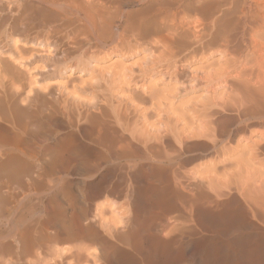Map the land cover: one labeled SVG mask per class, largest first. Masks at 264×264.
Returning a JSON list of instances; mask_svg holds the SVG:
<instances>
[{
	"label": "bare ground",
	"instance_id": "bare-ground-1",
	"mask_svg": "<svg viewBox=\"0 0 264 264\" xmlns=\"http://www.w3.org/2000/svg\"><path fill=\"white\" fill-rule=\"evenodd\" d=\"M36 1L47 6L46 8L44 7L46 15L42 14L40 18H31L29 17L30 13L26 9L22 10L24 5L29 3V0H0V5L12 14L9 32L13 35L20 31L22 42H36L45 47L53 45L55 48L56 44L66 42L69 48L63 49L62 54H64L65 59H62L64 62L62 66L52 65V68L41 66L40 75L31 74L33 76L32 79L34 75L36 78L32 81L27 80V82L29 81L28 85L26 83H17L20 78L23 79L19 70H24L27 73V69H22L18 66L19 70H17L19 73H16L17 71L15 72L13 69H16L14 67L15 64L14 66L12 65L13 67H10V64L7 65L8 63L4 64L6 65L5 67L0 66V72L4 73V75H0V128L3 131L2 128L4 129V127L2 124H5L6 126L8 125L7 129L11 128L15 131L12 136L8 133L10 130L7 131L8 135L0 134V157L6 156V159L0 162V169L5 171L11 168L10 172L14 173L15 171L12 168L22 164V156L25 155V150L22 146L25 143H22V138L26 139L27 137H22L21 129L23 128L26 131L32 128L31 126L29 127L30 123H24L23 119L25 116L27 117L25 120L28 117H30L29 119L32 118L31 120H35L32 132L30 131L31 134L29 133L30 137L28 140L31 141L32 139H39L41 134L46 132L47 129L49 131V127L53 123H57L53 122L51 124V121H45L46 116L51 119L52 116H58L62 118L59 121V124L61 123L59 125L61 131L63 129L66 131L74 130V128L84 131L85 135L82 134L87 138L86 152L88 150L87 154L86 152L84 154L87 155V160L84 163L91 173L96 174L98 171H102V175L98 172L101 176L100 178L98 177L97 181L95 180V185H102L104 182L108 183L110 186L108 191L111 192H116L118 187L124 188V190H121V194L128 198V202L123 201V204L117 202L119 206L122 204L123 207L125 206L124 209L130 210L131 208L132 211L134 204L133 207L132 205L130 208L128 206L139 202L141 206L148 204L151 210L153 206L151 207L148 200L152 198V194L147 193L151 197L149 198L147 195L149 198L147 199V196L143 194L145 192L137 193L135 189L137 186H133L140 185L142 188L147 186V189H145L148 190V185L152 186L153 184L151 183H155V181L158 183L163 182V185H166L170 190L168 193L171 192V198L169 201H166L169 198L163 199L164 202L166 201V203L163 202V205L159 202L161 205L154 206L159 208V210L154 211L157 212L156 215L151 211L154 215L153 217H155V219H152L153 222L149 219L152 215L149 216L143 206L145 209L141 213L144 215V212H146L145 215L148 214V219L151 222V226L148 228L150 232L147 230L151 234L146 231L144 234L147 233L146 237L147 235H153L156 238H163V240L168 238L171 241H166V243L178 244L177 246L180 248H176V250L173 245V249L177 251V255L181 258L178 261L180 264H203V262L206 264H264V0H195L193 4L187 3L185 0H144L148 5H145L146 7L143 11L140 10L141 13L137 14V17L132 16V12L124 7L125 0ZM32 2L34 3V1ZM22 14L25 17H29L31 21H24V17H21ZM11 44L17 45L19 43L14 44L11 40ZM137 47L142 48L146 52L142 56V60L144 59L148 62L145 63V68H142L143 62V65L140 64L142 69L147 70H142L144 74L139 77H135V74V76H132L133 73L131 72L132 75L126 74L124 78H121L123 72L118 75L115 73L116 71H112L114 68L105 72L103 70L102 74H100L101 72H98L100 70H97V64L92 62L96 55H105L110 49L119 48L114 50L123 56L126 52ZM12 49L14 48L12 47ZM47 51L49 52V50L45 52ZM75 52L78 53L79 57L76 56L77 58L74 60L72 55ZM2 53L1 55H3ZM12 53L14 52L7 54L11 55ZM49 53L52 56L51 52ZM41 54L42 51L40 52ZM47 55L49 54L47 53ZM202 55L205 56L203 57ZM215 56H218L217 59ZM16 57L18 56L16 55ZM2 58L4 59V57ZM29 60L30 58L26 62H29ZM23 61L27 64L25 59ZM12 62H15V60ZM12 62L10 63L12 64ZM198 62L201 63V66L204 63L209 64H206L205 66L207 67L204 68L205 66L197 65ZM19 63L17 64L19 65ZM91 69L97 70L100 75L98 74L97 76L96 73L94 77L93 75L96 71L90 73L93 78L91 82L87 81L85 86L86 82L82 83L84 78L80 77V75L75 78L79 79L83 85L76 86L78 81L74 82L77 83L75 86L69 83L70 85L72 84L74 89L69 88L70 85L66 86L64 82H62V85L64 83L66 87L63 86V90L55 84L58 88L57 92L52 91L51 88L46 86L47 83L45 82H43L46 84L45 87L41 85V80H45V77H48L49 74L52 75V73H65L69 70L70 74H72L77 71H90ZM108 69L110 68L108 67ZM33 70L34 72L36 71L35 69ZM152 73L153 75L161 74L160 79L164 83L173 86H170L173 90L168 88L172 94L174 92L173 96L181 94L182 98V94L189 92V90H201L204 95H202V92L200 93L202 97L200 94H196L197 97H201L198 100L199 97L197 98L192 93L197 100L196 102H189L191 99H187L189 101L183 100L184 102L182 101V103L185 104L187 101V105L183 107V104H181L182 106L180 107L178 105H180L181 99L175 107L171 101L173 99L171 98V102L169 101L170 94L169 97L165 94L169 93V90L160 87L166 92L158 89V92L160 90L164 94L159 92L162 96H157L156 87L160 83L157 82L158 85L154 86V91L148 86L149 77L153 76L151 75ZM37 74L39 73L37 72ZM26 75L28 74L24 76ZM119 78L123 79L121 84L123 86L125 84L124 87L121 86L122 89H125L128 93L125 95V92L123 94H118L119 92H117L118 96L112 95L109 98L108 96L111 95L106 96V92L103 93V91L107 89L113 93V85H117L116 81ZM67 81L71 82L72 79ZM118 81L120 83L121 80ZM51 83H48V85ZM59 84H61V81ZM69 89L73 91L70 92ZM108 91L107 94H109ZM39 97L43 99L40 98V100ZM175 99L177 98L174 97ZM39 100L42 102H39L42 108L35 107L33 111H29V108L24 105H31ZM52 121L55 120L53 119ZM53 128L50 132H53ZM50 132L47 134L48 137L51 136ZM72 134L75 135L74 133ZM78 134L81 133L79 132ZM31 135L33 138H31ZM51 137L50 139H52ZM43 138L46 137L42 136ZM24 141L26 142V140ZM80 142H83V140ZM58 144L60 145V143ZM81 147L82 144L76 148ZM85 147L83 146V148ZM53 148L47 152L45 150L44 153L42 151L44 148L41 150V153L50 156V160L47 157V159L43 158V161L41 159V162L35 163L37 165H35L36 169L43 168L46 171L47 168L51 170L56 168L57 170V168H63L68 165L70 158L67 157L68 154L66 157L69 159L64 158L65 156L62 154L64 147ZM65 151L66 155L67 150ZM33 152L35 151L32 149V154ZM38 153L40 151H37ZM72 153L76 154L75 152ZM80 154L75 156L81 158ZM74 160L77 161L75 157ZM72 162L74 163L75 161ZM141 167L156 171L154 174L158 173L157 176L159 178L157 177L156 180L152 178L153 181L151 182L150 177H148L149 174L144 175L142 172L143 176H141V172V175L140 173L138 174V171H141L139 169ZM84 169L87 170L86 168ZM56 170L53 171L55 172ZM18 172L20 171L18 170ZM89 172L87 173L90 175L91 173ZM145 173H149V171ZM55 176L58 177L57 175ZM1 181L3 182L4 180ZM154 185L156 187V183ZM157 187H160V185H157ZM100 188L103 190L104 187L100 186ZM95 189L98 190V187L96 186ZM158 189L161 190L162 188H157V192ZM118 195L121 198L120 193ZM92 199L94 200V198ZM157 199L153 197V200L158 202ZM87 200L89 201L88 198ZM101 203H95L99 207L98 210L103 208L105 211L107 210L105 209L106 207H110ZM117 203L113 202L110 205L112 204L111 207L117 208ZM126 203L128 206L125 205ZM155 204L157 203L155 202L153 205ZM136 207L138 208V205ZM120 208L118 207L117 209L119 210L117 211H114L116 210L114 209L113 214L110 209H108L109 214L106 211L107 215H110L109 218L113 215V218L110 219L106 218V214L103 217L105 213L103 210V212L101 211L102 218L100 212L97 211L99 214L96 212L97 216L99 215L101 218L96 221L99 222L102 230L94 228L89 229V231L88 227L86 232L83 229L87 235L83 231L84 235L81 233L82 236L80 237L87 236L86 239L88 241L86 240V242H89H85L87 248L85 243H81L83 240L79 238V233L76 232V234V230L74 231L73 228H70L71 222L70 224L68 223L69 228H67L69 230L66 229L67 239L74 238L82 241L70 247H63L66 244L62 246L64 241L59 239L63 242L59 244L62 247H59L58 244L54 247H56L55 253L58 255L56 258L58 257L60 260H56L54 257L56 261L53 260L55 262L50 263L52 260L48 262L47 256H43V258L47 259L46 262L48 264H64L65 261L66 264H117L114 263L116 261L112 262L108 254L110 253L109 250L113 249L124 252L127 258L126 264H148V255H145L147 248L146 250L142 248L145 236L138 234L137 224L141 217L138 218L137 215L135 218V213L133 212V215L130 211L134 216L131 217L129 210L127 211L126 209V212L122 209V213L125 212V216L117 217ZM135 210L133 208V211ZM90 213H92L91 210ZM92 214H89L90 217ZM114 214H116V219H114ZM77 216L78 220L82 218L79 215ZM77 216L72 221H76ZM96 217L93 218L94 220L90 219L93 221L92 224L98 223L95 222ZM142 220H145V218ZM60 223L61 227H63V222ZM77 223L80 222L77 221ZM74 224L72 225L74 226ZM92 224L91 226L94 227ZM76 225L74 226L75 229ZM81 226H78L80 231ZM48 227L45 228L48 229ZM141 228L143 227L141 226ZM144 228L146 227L144 226ZM63 229L62 231H64ZM23 230H21L22 233ZM40 230L42 229L40 228ZM66 230L64 231L65 233ZM16 231L13 234H16ZM25 231H28V229ZM33 232L36 231L33 230ZM52 232L42 231L38 235L31 234L32 229L24 234L18 232L21 236L18 239V235H15L17 237L16 243L19 240L22 244L19 248L12 249L14 255L17 256V259H23L24 257L27 258V256H34V250L38 247L44 248L45 245H49L48 243H52L50 245L53 246V242L56 244L55 241H58L57 239L60 236L57 230L54 233ZM64 237L66 238L65 235ZM9 238L12 237L9 236ZM149 240L146 242L149 243ZM151 240L150 242L152 243ZM93 244L101 246L100 253H97L99 252L97 251L99 246L94 248L96 252L90 251V248L94 246ZM152 245H154V242ZM170 245L172 246V244ZM191 245H194V247H191ZM149 247L151 248V245ZM4 248L1 246L0 249L3 250ZM154 248L157 249L158 246ZM164 248L166 249L167 247ZM151 250L153 249L151 248ZM204 251L207 253L203 254ZM150 254L152 255V253ZM1 256L0 258L4 257ZM33 256L31 257L34 262L40 258L37 257L35 261ZM44 259L43 261H45ZM11 261L14 262L16 259H9L7 262L4 260L2 261L3 263L0 260V264H10ZM33 261L29 262V264H33ZM39 262L42 264V261L38 260L37 263ZM149 263L151 264V261Z\"/></svg>",
	"mask_w": 264,
	"mask_h": 264
},
{
	"label": "rangeland",
	"instance_id": "rangeland-1",
	"mask_svg": "<svg viewBox=\"0 0 264 264\" xmlns=\"http://www.w3.org/2000/svg\"><path fill=\"white\" fill-rule=\"evenodd\" d=\"M32 1H34V3L32 2ZM29 0V3L28 4H26V5H24V7H23V11H24V9H26L30 14V16L29 17H31V18H40V16L42 15V14H45L46 15V13H45V9H44V7L46 8L47 6L45 5H43L41 2H39V1H36V0ZM187 3H191V4H193V3H195V0H185ZM193 1V2H192ZM35 4H36V6H35ZM125 8L128 10V11H131L132 12V16H134V17H137V14L139 15L140 13H141V11H143V9L148 5V3H146V2H144V0H125ZM146 5V6H145ZM2 6L0 5V47H1V49H0V55H1V53H2V51H3V55H1L2 57H4V59L0 56V62L2 63H0V66H2V67H5L6 65H4V64H7V65H9L10 67L13 65L14 66V64H15V66L14 67H16V69L15 68H13L14 70H15V72L16 73H19L18 72V70H19V67L20 68H22V69H27V73L24 71V70H19V71H21L20 72V76L23 78V79H19L18 81H17V83H19V84H21V83H28L29 84V81H32V80H34L36 77H35V75H40V71L42 70V68H41V66H43V67H45V66H47V68L49 67V68H52L53 66L52 65H56L57 67H60V66H62V63H64L63 62V60L62 59H65V56H64V54H62L63 53V49L64 48H69L68 47V45H66L67 43L66 42H60V43H58V44H56L55 46H56V48L53 46V45H51V46H41V45H39L38 43H36V42H26V41H23L22 42V39L20 38L21 37V32L20 31H17V34H11L10 32H9V26H10V17L12 16V14L10 13V11H7L6 9H4L3 7V9L1 8ZM141 10V11H140ZM9 12V13H8ZM134 12V13H133ZM5 17V18H4ZM21 17H24V21H31V19L29 18V17H25L24 16V14H22L21 15ZM3 21H2V20ZM8 20H9V23L7 24V22H8ZM3 22V23H2ZM5 26V27H4ZM4 29V30H3ZM6 31V32H5ZM9 32V33H8ZM15 35V36H14ZM5 36V37H4ZM12 36V37H11ZM17 36V37H16ZM19 36V37H18ZM17 38H18V40H17ZM11 40L13 41V43L14 44H17V43H19V44H17V45H13V44H11ZM15 42H17V43H15ZM25 42V43H24ZM11 45H13V46H11ZM28 44V45H27ZM32 44V45H31ZM3 45V46H2ZM6 45V46H5ZM36 45H37V47H36ZM5 47V48H4ZM12 47L14 48V49H12ZM59 47V48H58ZM61 47V48H60ZM3 48H4V50H3ZM35 48V49H34ZM54 48V49H53ZM17 49V50H16ZM31 49V50H30ZM52 49V50H51ZM56 49V50H55ZM114 49H119V48H114ZM114 49H110V51L109 52H107V54H105V55H103V54H101V55H96L95 56V58L92 60V62H93V64H97V70H100V71H98V72H101L100 74H102V72H103V70H104V72L105 71H110L111 70V68H114V69H112V71L114 72V71H116L115 73L116 74H118L119 75V73L120 72H123V74L121 75L122 77L121 78H124V75H126V74H128V75H132V73H133V75L132 76H135V77H139V76H141V74H144L143 73V71L144 70H147V69H142L143 67L145 68L146 66V62L147 61H145L144 59L142 60V56L144 55V54H146V52H144L143 51V49L142 48H140V47H137L136 49L135 48H133L131 51H129V52H126L123 56H121L122 54H120L119 52H116ZM139 49V50H138ZM16 50V51H15ZM46 50H49V52H51V55L52 56H50V53L47 51V52H45ZM61 50H62V52H61ZM141 50V51H140ZM8 51V52H7ZM14 52V53H12L11 55L9 54H7V53H11V52ZM30 51H31V53H30ZM42 51V54L40 55V52ZM17 52V53H16ZM34 52V53H33ZM55 52V53H54ZM61 52V53H60ZM135 52V53H134ZM137 52V53H136ZM143 52V53H142ZM6 53V54H5ZM47 53L49 54V55H47ZM56 53H57V55H56ZM76 53V54H75ZM72 56H73V59L75 60L77 57H79L78 56V53L77 52H75ZM13 54H15L14 56H12ZM27 54H29L28 56H29V58H30V60H29V62L27 61L26 62V60H28L29 58H28V56H27ZM32 54V56H30ZM61 54V55H60ZM112 54V55H111ZM130 56H129V55ZM5 55H6V57H5ZM16 55L18 56V57H16ZM34 55V56H33ZM36 55V56H35ZM47 55V56H46ZM55 55H56V57H55ZM109 55V56H108ZM205 55H207V54H205ZM204 55V56H205ZM10 58H9V57ZM54 56V57H53ZM71 56V57H72ZM77 56V57H76ZM203 56V55H202ZM202 56H200V57H202ZM203 56V57H204ZM13 57H14V59H13ZM53 59V61H51L52 59ZM59 57H60V59H59ZM63 57V58H62ZM75 57V58H74ZM200 57H198V58H200ZM216 57V59H217V57L218 56H215ZM16 58H18V60H16ZM28 58V59H27ZM36 58V59H35ZM136 58H137V60H136ZM9 60V61H7V60ZM22 59V60H21ZM25 59V62L27 63V64H25L24 63V60ZM99 59V60H98ZM215 59V58H214ZM3 60V61H2ZM13 60H15V62H12ZM47 60V61H46ZM49 60V61H48ZM140 60V61H139ZM5 61V62H4ZM16 61H18V62H16ZM19 61H20V63L21 62H23V63H19ZM135 61H136V63H135ZM210 61H212V60H210ZM10 62H12V64L10 63ZM139 64H138V63ZM141 62V63H140ZM144 63V65H143V63ZM208 62V61H207ZM17 63H19V65L17 64ZM148 63V62H147ZM92 64V65H93ZM140 64H142V65H140ZM200 64V66H201V63L200 62H198L197 63V65H199ZM206 64H209V63H206ZM205 63H204V65H202L201 67H203V66H205L206 65ZM29 65V66H28ZM58 65H60V66H58ZM64 65V64H63ZM196 65V64H195ZM12 66V67H13ZM19 66V67H18ZM23 66V67H22ZM27 66V67H26ZM32 66V68L30 69V67ZM51 66V67H50ZM141 66H142V68H141ZM200 66H198V67H200ZM38 67H39V69H38ZM96 67V66H95ZM108 67L110 68V69H108ZM195 67H197V66H195ZM207 66H205L204 68H206ZM204 68H203V70H204ZM18 69V70H17ZM33 69H38V70H36L39 74H37V72L35 71L34 72V70ZM90 69V68H89ZM108 69V70H107ZM28 70H30L29 72H28ZM31 70H33L32 72H31ZM97 70H95V69H91L90 71H85V72H80V71H77V72H74V73H72V74H70L71 72L69 71V70H67L65 73H52V75H48V77L46 76L45 77V80H41L42 81V83H41V81H39L40 83H41V85H44V87H45V83H47V85L46 86H48L49 88H51L52 89V91H55V92H57L58 91V88H60L61 90H63L62 88H64V87H66V86H69L70 84L69 83H72L73 84V86H75L77 83V85L76 86H81V85H83L85 82V84H84V86L87 84V81H89V82H91V80H92V78L93 77H91L92 76V74H90V73H94L95 71V73H94V77H95V74L98 76V72H97ZM143 70V71H142ZM125 71V72H124ZM141 71V72H140ZM24 72V73H23ZM89 72V73H88ZM132 72V73H131ZM22 73V74H21ZM33 73H35V75H34V78L32 79V75H33ZM82 73V74H81ZM140 73V74H139ZM4 75V73L2 72H0V75ZM25 74H28V75H26V76H24ZM32 74V75H31ZM56 74H57V76H56ZM66 74V75H65ZM99 74V75H100ZM135 74V75H134ZM68 75L70 76L69 78H68ZM78 75H80V77H83L82 79H83V81H82V79H81V81H82V83H80V81H79V79H77V78H75L76 76H78ZM82 75V76H81ZM88 75H89V77H88ZM91 75V76H90ZM146 75V74H145ZM151 75H153V73L151 74ZM50 76V77H49ZM61 76V77H60ZM147 76V75H146ZM156 76V77H155ZM161 76V74H155V75H153V76H150L149 77V83H148V86H150V88H151V90L152 91H154L153 90V88H155L158 84H157V82L158 83H160L157 87H156V89H157V92H156V94H157V96H159V95H161L160 93L163 91H165V90H169L171 87H173L172 85H170V84H167V83H164L160 78ZM29 77V78H28ZM67 77V78H66ZM73 77H74V79H73ZM86 77V78H85ZM28 78V79H27ZM91 78V79H90ZM121 78H119L118 80H121L120 81V83H118L117 81H116V84L117 85H119V86H117V85H113V93H114V91H116V93H112V92H110V91H108L107 89V91L109 92V94H107V91L105 90V91H103V93L104 92H106L105 94H106V96L107 95H111V96H108L109 98L110 97H112V95H117L118 96V94H123L124 92H125V95H127V91H125V89H122V87L121 86H123L122 84H121V82H123V79H121ZM154 78V79H153ZM39 80H40V78H38ZM70 79V81H71V79H72V81L71 82H68L67 80H69ZM77 79V80H76ZM89 79V80H88ZM125 79H126V77H125ZM124 79V80H125ZM153 79V80H152ZM160 79V80H159ZM23 82H22V81ZM27 80H29L28 82H27ZM48 82H47V81ZM59 80V81H58ZM64 80V81H63ZM65 80H66V82L68 83H66L65 82ZM73 80H75V81H73ZM154 80H156V82H154ZM26 81V82H25ZM49 81H53L52 83H53V85H51L52 83L51 82H49ZM58 81V82H57ZM60 81H61V84H59L60 83ZM78 81V82H77ZM161 81V82H160ZM43 82H45V83H43ZM59 84H57V83ZM62 82H64L65 83V85H64V83H63V85H62ZM74 82H77V83H74ZM88 82V83H89ZM152 82V83H151ZM154 82V83H153ZM48 83H51L50 85H48ZM164 83V84H163ZM18 84V85H19ZM27 84V85H28ZM58 86V88H57V86ZM72 84L69 86V88H73L72 87ZM80 84V85H79ZM124 84V83H123ZM151 84H152V86H151ZM157 84V85H156ZM62 85V86H61ZM156 85V86H155ZM167 87H166V86ZM169 85V86H168ZM56 86V87H55ZM61 86V87H60ZM64 86V87H63ZM124 86H125V84H124ZM123 86V87H124ZM155 86V87H154ZM171 86V87H170ZM117 87H118V89H117ZM160 87H164V89H162V88H160ZM48 88V89H49ZM57 88V89H56ZM76 88V87H75ZM169 88V89H168ZM47 89V90H48ZM74 89V88H73ZM117 89V90H116ZM123 91H121V90ZM158 89H162V91H160L159 90V92H158ZM172 90H173V88H171ZM170 89V90H171ZM45 90H46V88H45ZM169 90V91H170ZM69 91H70V89H69ZM71 91H73V90H71ZM70 91V92H71ZM111 91H112V89H111ZM191 91V92H190ZM117 92H119L118 94H117ZM162 92V93H163ZM166 92V91H165ZM197 92V93H196ZM199 92V93H198ZM202 92V95H204V93H203V91H201V90H195V91H192V90H189V92L187 91V92H184L185 94H182V98H181V94L180 95H177V96H173V94H174V92H173V94L171 93V91L168 93H165L166 95H167V97H169V94H170V97H169V101L171 100V98L173 99V100H171L172 101V103L174 104V106L176 107L178 104V101H180L181 99V103L179 102V104L180 105H178V106H182L181 104H183V107L184 106H186L187 104V101H189L190 99H191V101H189V102H196L197 100H196V98L194 97V95H196V94H200ZM110 93H112V94H110ZM155 93V92H154ZM159 93V94H158ZM194 95H193V94ZM164 94V93H163ZM165 95V96H166ZM185 95H188V96H185ZM202 95L200 94V96L202 97ZM162 96V95H161ZM173 96V97H172ZM190 96H193V97H190ZM200 96H198L197 97V95H196V97L198 98V100L199 99H201V97ZM115 97V96H114ZM166 97V99H168ZM174 97L175 98H177V99H175V100H177L176 101V105H175V100H174ZM180 97V98H179ZM190 97V98H189ZM41 97H39V99H40ZM161 98V97H160ZM195 98V99H194ZM41 99H43V98H41ZM40 99V100H41ZM179 99V100H178ZM187 99H189V100H187ZM193 99V100H192ZM38 101V102H34V103H32L31 105H29V104H24L26 107H28L29 108V111H33L34 109H35V107H40V108H42L41 107V104L39 103V102H41V101ZM161 100H162V98H161ZM185 101V100H187L186 101V103L184 104V103H182V101ZM195 100V101H194ZM163 101V100H162ZM165 101V100H164ZM168 100H167V102H169ZM170 101V102H171ZM183 101V102H184ZM116 102V101H115ZM42 103V102H41ZM117 103V102H116ZM38 106H37V105ZM44 104V103H43ZM189 104H191V103H189ZM35 105V106H34ZM32 106V107H31ZM179 107V108H180ZM27 108V109H28ZM34 108V109H33ZM178 108V107H177ZM49 117V116H48ZM47 116H46V120L45 121H48V122H50L51 124L53 123V122H57V123H53L52 125H53V127H52V125H51V127L53 128V132H50V131H52V128L51 127H49V131H48V129L46 130V132H44L43 134H41V137L38 139V138H36L37 140H35V139H32V141L31 140H28L29 139V137H30V135H29V133L31 134V130H32V128H33V125H34V122H35V120L33 119V120H31V119H29L30 117H28V119L27 120H25V118H27L26 116H25V118L23 119L24 120V123H30L29 124V127L31 126L32 128H29V129H31V130H24L23 128L21 129V131H22V137H25L26 139H24V138H22L23 140H22V143H25V144H23L22 146L24 147V150H25V155H23V156H25V157H23L22 156V164L20 165V166H16V168H12V170L13 171H15L14 173L13 172H10V170H11V168L10 169H7V170H5L4 171V169L2 170V169H0V248H1V246H2V248H4L3 250L2 249H0L1 251H0V254L2 255V256H4V257H2L1 255V257L2 258H0V260H1V263H3L2 261H4L5 260V262H7L9 259H11V260H15L16 259V261H14V262H12L11 261V263L10 264H29V262H32L33 261V259H32V257L31 256H33V255H31V256H27V258L29 259V261H27L28 259L26 258V257H24L23 259H17L16 257L17 256H15L14 255V251L12 250L13 248L15 249V248H19L20 247V245L22 244L21 242H19V240H18V243H16L17 241H16V239H17V237H18V239L20 238V234L22 233V231L21 230H23L25 227V229L23 230V233L22 234H24L25 232H29V230L30 229H32V233L31 234H34V235H38V234H40V233H42V231L43 232H52V233H54V231L56 232V230H57V232L59 233V236L60 237H58V241H55L56 242V244H54V242H53V246H51L52 245V243H48L49 245H50V248H49V245H45V247L43 248V247H38V248H36V249H38V250H34L35 252L33 253L34 254V256H33V258H35L34 260L36 261L37 260V257H40V258H38V260L39 261H42V264H48V262L49 261H51L50 263H52V262H55L56 260H58L59 258L57 257L56 258V256H58V255H56V253H55V248L56 247H54V246H56L57 244H58V246L59 247H62L64 244H66V246H63V247H70V246H72V245H76V244H78L79 242H81L82 240V242L81 243H85L86 242V238H87V228H88V230L90 229H94V228H98V229H100V230H102L101 229V227L99 226L100 224H99V222L98 221H96V220H98V219H101L102 218V216L103 217H105V214H106V218H109V216L110 215H107V213L109 214V210L108 209H110V212L113 214V210L114 209H116V210H114V211H117V210H119V209H117L118 207L120 208V206H121V208H120V211H118V215H117V217H122V216H125L124 214H125V209H124V207H123V203L124 202H128L127 200H128V198L124 195V194H121V190H124V188H119L118 187V190L116 191V192H111V191H108L109 190V188H110V186L108 185V183H103L102 185H98V184H96L95 185V182L100 178V176L102 175V171L100 172V171H98L96 174L95 173H91V172H89V169H88V167L86 166V164L84 163L87 159V155H84L85 154V152H86V149H87V146L85 147V145H87V138L86 137H84L83 136V134H84V131L81 129V130H79V129H77V128H74V130H60L61 128H60V124H59V121H61L62 120V118H60V117H58V116H52V119L51 118H48ZM48 118V119H47ZM55 120V121H52V120ZM31 120V121H30ZM57 120V121H56ZM33 121V122H32ZM64 121V120H63ZM48 122H47V124H48ZM65 122V121H64ZM33 123V124H32ZM32 124V125H31ZM57 125H58V127H57ZM2 126L4 127V129L2 128V130L3 131H1V128H0V134H7L8 135V133H9V135L10 136H12V135H14L15 134V131L14 130H12L10 127V129H7V127H8V125L6 126L5 124H2ZM6 126V127H5ZM57 127V128H56ZM7 129V130H6ZM58 130V131H56V130ZM10 130V131H9ZM61 132H60V131ZM6 131V132H5ZM7 131H9L8 133H7ZM11 131H12V133H11ZM31 131V132H30ZM64 131V132H63ZM68 131H69V133H68ZM2 132V133H1ZM49 132H50V135L52 136H49L48 137V135L47 134H49ZM56 132V133H55ZM58 132H59V134H58ZM66 132V133H65ZM81 133V134H78V133ZM46 133V134H45ZM54 133V134H53ZM65 133V134H64ZM72 133H74L75 135H73ZM77 133V134H76ZM83 133V134H82ZM25 134V135H24ZM27 134V135H26ZM45 134V135H44ZM62 135V136H61ZM77 135V136H76ZM79 135V136H78ZM80 135H82V136H80ZM85 135V134H84ZM42 136H44V137H46V138H43L42 139ZM53 136H55L54 138H53ZM58 136V137H57ZM71 136H74V137H71ZM50 137L52 138V139H50ZM57 137V138H56ZM76 137H77V140H76ZM80 137V138H79ZM31 138H33V136L31 135ZM30 138V139H31ZM75 138V139H74ZM58 141H57V140ZM65 139V140H64ZM71 139V140H70ZM79 139H81L80 141H82L83 140V142H80L79 141ZM24 140H26V142L24 141ZM53 140V141H52ZM62 140V141H61ZM69 140V141H68ZM76 140V141H75ZM30 141V142H29ZM37 141V142H36ZM79 141V142H78ZM32 142V143H31ZM34 142V143H33ZM47 142H49V143H47ZM57 144H56V143ZM67 142V143H66ZM70 142V143H69ZM73 142H75L74 143V145L77 147H80V145L82 144V147L81 148H76L74 145H72L73 144ZM86 142V143H85ZM43 143H45V144H43ZM58 143H60V145L58 144ZM62 143H64L63 145H62ZM66 143V144H65ZM32 144H33V147H32ZM56 144V145H55ZM78 144V145H77ZM25 145V146H24ZM45 145V146H44ZM49 146V148H48V146ZM54 145H55V147H58V146H61L62 148L64 147V151H62L63 153V156H65L64 158H66V159H69V163H68V165L66 166V167H63V168H65V169H63V168H57V170H56V168L55 169H48L47 168V173H50V171H51V175L50 174H47L46 173V171H45V169H41V168H37L36 169V164L40 161L41 162V159H42V161H43V158H48L49 160H50V156H48V155H44L43 153L45 152V150H46V152L49 150V149H52L53 147H54ZM66 145V146H65ZM28 146H29V148H28ZM52 146V147H51ZM83 146L85 147V148H83ZM10 147V146H9ZM55 147L53 148V149H55ZM70 147V148H69ZM72 147V148H71ZM28 148V149H27ZM44 148V149H43ZM74 148V149H73ZM27 149V150H26ZM32 149H33V151H35V152H33V154H32ZM36 149V150H35ZM43 149V150H42ZM75 149H78V150H75ZM29 150V151H28ZM43 151V153H41L42 151ZM63 150V149H62ZM65 150H67V153H66V155H65ZM70 150H73V151H70ZM79 150H81V151H79ZM37 151L39 152L40 151V153H41V155H40V153H38L37 154ZM70 151V152H69ZM79 151V152H78ZM72 152H75L76 154H78L77 156H79V154H80V156H81V158L79 157H77V156H75L76 154H74V153H72ZM87 152H88V150H87ZM87 152H86V154H87ZM72 154V156H71V154ZM37 154V155H36ZM67 154H68V156H67ZM74 154V155H73ZM35 155V156H34ZM83 155V156H82ZM28 158H27V157ZM44 156V157H43ZM69 157V158H67V157ZM71 157H73L72 159H71ZM74 157H75V159H77V161L76 160H74ZM77 157V158H76ZM26 160H25V159ZM46 158V159H47ZM85 158V159H84ZM6 159V156H4V157H0V162L1 161H3V160H5ZM31 159V160H30ZM80 159V160H79ZM30 160V161H29ZM70 160H71V162L72 161H75L73 164L70 162ZM80 162H82V163H80ZM205 160V159H204ZM37 161V162H36ZM201 161H203V160H201ZM206 161V160H205ZM29 162V163H28ZM33 162V163H32ZM67 162V161H66ZM78 162H79V164H81V165H79L78 164ZM36 163V164H35ZM24 164H25V167H24ZM34 164V165H33ZM76 165V166H72V165ZM84 164V165H83ZM32 166L31 167V169H30V166ZM36 165V166H35ZM78 165V166H77ZM22 166H23V168H22ZM34 166V167H33ZM80 166H85V167H80ZM72 169H71V168ZM74 167H76V168H74ZM147 167V166H146ZM146 167H141V168H139L141 171H138V174L141 172H143L144 173V175L145 174H149L148 175V177H150L149 179H151V182L153 181V180H156L157 179V175H158V173L157 174H154V172H156V171H154V170H152V169H150V168H146ZM35 168V169H34ZM74 168V169H73ZM84 168H86L87 170H85ZM146 168V169H145ZM22 171H21V170ZM42 170V171H39V170ZM64 171V173H63V171ZM9 170V171H8ZM18 170L20 171V172H18ZM48 170H50V171H48ZM53 170H56L55 172L53 171ZM145 170V171H144ZM53 171V172H52ZM58 171V172H57ZM61 171V172H60ZM67 171H68V173H67ZM148 172L149 171V173H145V172ZM150 171H151V174H150ZM18 172V173H17ZM41 172H44V173H41ZM87 172H89V173H91L90 175L87 173ZM153 172V173H152ZM12 173V174H11ZM19 173H20V175H19ZM55 173V174H54ZM61 173V174H60ZM141 173H140V175H141ZM143 173H142V175L141 176H143ZM11 174V175H10ZM95 174V175H94ZM153 174V175H152ZM55 175H57L58 177H56ZM97 175V176H96ZM156 177H155V176ZM14 176H16V177H14ZM90 178H89V177ZM95 176V177H94ZM99 177V178H98ZM155 177V178H154ZM4 178V179H3ZM152 178H153V180H152ZM159 178V177H158ZM1 180H4L3 182L1 181ZM96 180V181H95ZM93 181V182H92ZM89 182V183H88ZM2 183V184H1ZM87 183H88V185H87ZM92 183V184H91ZM156 183V187H155V184ZM155 183H151V184H153L152 186L153 187H155L156 189L157 188H162L161 190L160 189H158V192H157V190L155 189H153V187L151 186V185H148V190H146L147 189V186L145 187V188H142L140 185L138 186V185H135V186H133V187H136L137 186V188H135L136 189V192L137 193H143V192H145V193H143L145 196H147L148 194H152L151 195V197H150V195H148L149 196V198H151L150 200H148V202H150V205H151V207L153 206H156L157 207V205L159 206V205H163L164 203H166V201H169L170 200V198H171V192L170 193H168L170 190L166 187V185H163L164 183L163 182H160V183H158V182H156L155 181ZM91 184V185H90ZM95 186H94V185ZM101 184V183H100ZM2 185H3V187H2ZM106 185V186H105ZM157 185L159 186L160 185V187H157ZM86 186V187H85ZM96 186L98 187V190H96L95 188H96ZM100 186L101 187H104L103 188V190H102V188H100ZM109 186V187H108ZM95 187V188H94ZM108 187V188H107ZM139 187V188H138ZM88 188V189H87ZM90 188H93V189H90ZM142 188V190H140ZM99 189H101V190H99ZM104 189H107V190H104ZM139 189V190H138ZM150 189H151V191H150ZM164 189V190H163ZM167 191H166V190ZM89 190V191H88ZM91 190H93V191H91ZM95 191V192H94ZM99 191H104V192H99ZM106 191V192H105ZM108 191V192H107ZM154 191V192H153ZM157 192V194H158V196H156L157 194H156V192ZM165 191V192H164ZM88 192V193H87ZM152 192V193H151ZM167 192V193H166ZM66 193V194H65ZM91 193V194H90ZM99 196V198H98V196L96 195V194ZM106 193V194H105ZM120 193V197L121 198H119V194ZM148 193V194H147ZM155 193V194H154ZM163 193V194H162ZM113 194V195H112ZM114 194H116V195H114ZM161 195V197H160V195ZM170 194V195H169ZM89 195H90V197H91V199L92 198H94V200L92 201L91 199H90V197H89ZM110 195V196H109ZM95 196H96V198H95ZM148 196L146 197L147 199H149L148 198ZM168 196V197H167ZM153 197H155V198H158L157 200H158V202L157 201H155V200H153ZM87 198L89 199V201L87 200ZM123 198V199H122ZM167 198H169L168 200H166L165 202H164V200L163 199H167ZM108 199V200H107ZM112 199V200H111ZM160 199V200H159ZM162 199V200H161ZM91 200V201H90ZM104 200V201H103ZM153 200V201H152ZM97 201H99V202H97ZM103 201V202H102ZM108 201V202H107ZM110 201V202H109ZM124 201V202H123ZM157 203V204H155V205H153L155 202ZM89 202V203H88ZM93 202H95V203H98V204H100L101 202L103 203H101L102 205H104V206H110L109 208L108 207H106L105 209H107V210H103V208L101 209V207H100V209L101 210H98V205L97 204H95V203H93ZM113 202H119V203H122V204H120V206H119V204L117 203V208H114L113 206V208L111 207V205H110V203H113ZM151 202H154V203H151ZM161 204H160V203ZM164 202V203H163ZM92 204V206H91V204ZM106 204H108V205H106ZM133 204H134V207H133ZM90 205V206H89ZM96 205H97V207H96ZM126 206H128V204L126 203L125 204ZM131 205H132V207L134 208V210L137 208L136 206L138 205V210H137V212H135V211H133V208H132V211H131ZM136 205V206H135ZM88 206V207H87ZM94 206V207H93ZM144 206V205H143ZM143 206H141V204L138 202L137 204H136V202L135 203H132V204H130L128 207L130 208V210L129 209H126L127 211L129 210V215L131 216L132 215V213L134 212L135 213V218L137 217V215H138V218L139 217H141V218H139V222H138V224H137V227H138V234L140 235H143V236H145L146 234H144L145 233V231L146 232H148L150 229H148L150 226H151V222H153V220L152 219H155V217H153L154 215H156V213L157 212H154V211H156V210H159V208H156V207H154L155 208V210H154V208H153V210H152V208H151V210L149 209L150 207H149V205L147 204V205H145L144 207L146 208V212L149 214V216H151V218H149V216H148V214L147 215H145V213L146 212H144V215L142 214L143 212L142 211H144V207ZM88 209H87V208ZM91 207V212L93 213H90V210H89V208ZM123 207V208H122ZM139 207H140V209H139ZM93 208V209H92ZM97 208V209H96ZM111 208H112V210H111ZM95 209H96V211H95ZM122 209H124L123 211H125L124 213H122L123 211H122ZM105 212L103 215H102V212L103 211ZM95 211V212H94ZM100 212V216H101V218L99 217V215L97 216V213L98 212ZM102 211V212H101ZM106 211H107V213H106ZM130 211L132 212V213H130ZM148 211H150V212H148ZM153 212V214H152V212ZM31 212V213H30ZM89 212V213H88ZM97 212V213H96ZM142 212V213H141ZM114 213H116V212H114ZM120 213V214H119ZM134 213H133V215H134ZM137 213V214H136ZM138 213H140V214H142L141 216H140V214H138ZM92 214V216H94L93 218H95L96 216V219H95V222H98V223H93L92 224V222L93 221H91L90 219H93L92 218V216L90 217V215ZM94 214H96V215H94ZM99 214V213H98ZM117 214V213H116ZM116 214H114V219H116ZM77 215H79L80 217H82L81 219L79 218V220H78V216ZM87 215H89L88 217H87ZM131 216V217H134V216ZM76 216H77V220L76 221H72L73 219H76ZM75 217V218H74ZM84 217V218H83ZM99 217V218H98ZM63 218V219H62ZM65 218V219H64ZM89 220H88V219ZM105 218V219H106ZM110 218H113V215H112V217H110ZM109 218V219H110ZM143 218H145V220H142ZM151 219L152 221L150 222L149 221V219ZM10 219V220H9ZM20 219V220H19ZM23 219V220H22ZM62 219V220H61ZM85 219V220H84ZM148 219V220H147ZM64 220V221H63ZM81 220V221H80ZM94 220V219H93ZM77 221H79L80 223H81V225H80V223H77ZM88 221V222H87ZM143 221V222H142ZM149 221V222H148ZM60 222H63V224H62V226L64 227V229H63V227H61V223ZM64 222H65V225H64ZM70 222H71V226H70V228L72 229H74V231H75V233L77 232V233H79L78 234V236H79V238H81L80 236H82V232L84 231L85 232V236L84 237H82L81 239L82 240H80V239H77L78 240V242H77V240H75L74 238H69V239H67V230H69L68 228H69V225H68V223L70 224ZM76 222V223H75ZM84 224H83V223ZM87 222V223H86ZM44 223V224H43ZM47 223V225L49 226H47V225H45ZM50 223V224H49ZM75 223V224H74ZM40 224H41V227H40ZM43 224V225H42ZM72 224H74V226L76 225V229H75V227L72 225ZM79 224V225H78ZM86 224H87V227H86ZM91 224L94 226V227H92L91 226ZM98 224V225H97ZM143 224H145V225H143ZM59 225V226H58ZM97 225V226H96ZM30 226V227H29ZM48 227V229L47 228H45V227ZM53 226V227H52ZM55 226V227H54ZM78 226H81L82 228H81V231L79 230V227ZM99 226V227H98ZM141 226L143 227V228H141ZM144 226L147 228H144ZM15 227V228H14ZM66 227V228H65ZM68 227V228H67ZM84 227V228H83ZM92 227V228H91ZM20 230H19V229ZM38 230H37V229ZM40 228L42 229V230H40ZM52 228H56V229H52ZM78 228V229H77ZM20 233H18L16 230ZM28 229V231H25V230H27ZM36 229V230H35ZM61 229V230H60ZM62 229L65 231L66 229V233L64 232V231H62ZM84 229V230H83ZM33 230L34 231H36V232H33ZM78 230V231H77ZM89 230V231H90ZM148 230V231H147ZM13 231V232H12ZM16 231V234L18 235L17 237L15 236L16 234H13L14 232ZM25 231V232H24ZM80 231V232H79ZM142 231V232H141ZM144 231V232H143ZM10 232V233H9ZM12 232V233H11ZM31 232V231H30ZM37 232H39V233H37ZM61 232V233H60ZM150 232V231H149ZM148 232V234H151V233H149ZM36 233V234H35ZM76 233V234H77ZM82 233V234H81ZM143 233V234H142ZM12 236H11V235ZM62 234H64L65 236H66V238L64 237V235L63 236H61ZM10 237H12V238H9V236ZM84 235V234H83ZM140 235V236H141ZM15 237V240H14V237ZM7 237H8V239H7ZM63 237V238H62ZM5 238V239H4ZM84 238H85V240H84ZM143 238V237H142ZM144 238H146V239H144ZM143 238V247L142 248H144L145 250H146V248H147V250H146V253H145V255L147 256L148 255V258H149V261H148V264H150L149 262L151 261V264H177V262L181 259L180 257H179V255H177V249L178 248H180V247H178L177 245L178 244H175V243H166V241H169L168 240V238L165 240H163V238H156V237H154L153 235L151 236H148L147 235V237L145 236ZM151 238H153V240H151ZM59 239H62L63 241H64V243L63 242H61L62 240H59ZM67 239V240H66ZM72 239V240H71ZM148 239H150L151 241H152V243L150 242V240H149V243H147L148 241ZM161 240L160 242H159V240ZM6 240V241H5ZM7 240H9V241H7ZM13 240V241H12ZM68 242V244H67V242ZM71 240V241H70ZM155 240H156V243H155ZM70 241V242H69ZM74 241V242H73ZM88 241V240H87ZM147 241V242H146ZM165 241V243H163ZM171 241V240H170ZM169 241V242H170ZM9 242H10V244H9ZM14 242H15V245L16 244H18V245H14ZM72 242V243H71ZM76 242V243H75ZM153 242H154V245H152L153 244ZM2 243V244H1ZM7 243V244H6ZM60 243H63L62 244V246H60L59 244ZM86 243H89V242H86ZM85 243V244H86ZM5 244V245H4ZM151 245V248L153 249V250H151V248L149 247V245ZM158 244V245H157ZM161 244V245H160ZM163 244V245H162ZM166 244H172V246L170 245V247H168L169 245H166ZM11 245H13V246H11ZM94 246L93 247H91L90 248V251H92V252H94L95 251V249L94 248H97L99 245H95V244H93ZM175 246V248H174V246ZM4 246V247H3ZM57 246V247H58ZM96 246V247H95ZM145 246H147V247H145ZM157 247L158 246V248L156 249V248H154V247ZM47 247V248H46ZM86 248H87V244H86V246H85ZM101 246H99V248H100ZM160 247V248H159ZM163 247H167L166 249L164 248L163 249ZM191 247H194V245H191ZM46 248V249H45ZM53 248V249H52ZM98 248V249H99ZM174 248V249H176V250H172V249ZM46 250V252H48V253H46L45 252V250ZM49 249V250H48ZM92 249V250H91ZM94 249V250H93ZM97 249V251H99V252H97V253H100L101 252V248L98 250ZM163 251H162V250ZM4 250H5V252H4ZM153 251V252H151V251ZM157 250H159L160 251V253H159V251H156ZM169 250V251H168ZM38 251V252H37ZM50 251V252H49ZM110 251V253H108L109 254V257H110V259L112 260V262H114V261H116V262H114V263H117V264H126L125 262H127V258H126V256L124 255V252L122 251V250H113V249H110L109 250ZM108 251V252H109ZM122 251V252H121ZM147 251H149V252H147ZM165 251H167V252H165ZM40 252V253H39ZM44 252V253H43ZM96 252V251H95ZM118 252H121V253H118ZM168 252H169V254H168ZM8 253H11V254H13V255H11V254H9L8 255ZM37 253V254H36ZM38 253H39V255H38ZM150 253H152V255L150 254ZM165 255H164V254ZM205 253H207L206 251H204L203 252V254H205ZM216 253V252H215ZM38 255V256H36V255ZM41 254H43L42 255V257H41ZM117 254H119V255H117ZM158 254V255H157ZM162 255V257H161V255ZM7 255V256H6ZM112 255V256H111ZM114 255H116V256H118L117 258H114V257H116V256H114ZM124 256V257H122V256ZM168 255V256H167ZM10 256V257H9ZM12 256V257H11ZM43 256H47V259H49L48 260V262H46V260L43 258ZM51 258H50V257ZM175 256V257H174ZM6 257H7V259H6ZM14 257V258H13ZM54 257H55V259H54ZM4 258V259H3ZM13 258V259H12ZM45 260V261H43V259ZM121 260H120V259ZM3 259V260H2ZM119 259V260H118ZM125 259V260H124ZM178 259V260H177ZM19 260V261H18ZM23 260V261H22ZM26 262H25V261ZM31 260V261H30ZM37 260V261H38ZM53 260H55V261H53ZM60 260V259H59ZM37 261L36 262H34L33 261V264L34 263H36V264H41V262H39V263H37ZM122 261V262H121ZM20 262H25V263H20ZM44 262V263H43ZM46 262V263H45ZM153 262V263H152ZM6 264V263H5ZM64 264H66V261L64 262ZM87 264V263H86ZM128 264V263H127ZM178 264H180V262H178ZM188 264H191V263H188ZM197 264H202V263H197ZM203 264H206V263H204L203 262Z\"/></svg>",
	"mask_w": 264,
	"mask_h": 264
}]
</instances>
